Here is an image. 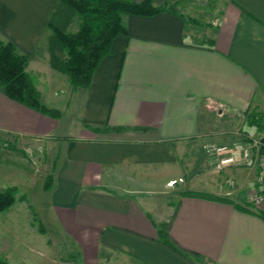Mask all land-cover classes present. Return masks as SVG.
I'll use <instances>...</instances> for the list:
<instances>
[{
  "label": "crops",
  "instance_id": "0c3cea01",
  "mask_svg": "<svg viewBox=\"0 0 264 264\" xmlns=\"http://www.w3.org/2000/svg\"><path fill=\"white\" fill-rule=\"evenodd\" d=\"M214 2L218 16L207 24L175 9L124 17L128 37L112 41L87 89H73L50 64L45 25L57 0H0V41L28 53L25 70L41 103L59 112L40 114L0 87V190L16 188L0 212V260L22 264L32 241L48 252L47 234L55 232L84 264H264V204L248 202L264 192L257 179L264 136L253 140L258 147L232 145L213 126L260 116L252 110L264 105V0ZM250 121L254 134L263 132ZM41 142L43 178L11 157ZM4 158L14 170L4 172ZM153 178L162 184L150 186ZM36 185L45 196L40 207L24 193ZM156 195L163 198L148 199ZM161 230L195 256L164 246Z\"/></svg>",
  "mask_w": 264,
  "mask_h": 264
},
{
  "label": "trees",
  "instance_id": "16d2710c",
  "mask_svg": "<svg viewBox=\"0 0 264 264\" xmlns=\"http://www.w3.org/2000/svg\"><path fill=\"white\" fill-rule=\"evenodd\" d=\"M165 11L173 13L172 8L164 5L154 6L152 0L140 3L131 0H57L45 25L49 33L47 41L50 64L67 76L73 89H87L97 66L110 53L112 41L116 37H128L123 18L149 17ZM187 20L190 21L189 18ZM74 24L76 30L72 31ZM27 60L28 53L19 54L17 45L11 39L0 41V87L6 97L17 104L57 118V110L49 109L41 103L40 94L25 70ZM250 120L252 126L259 132L262 131V116L258 115ZM262 153L264 145L260 144V154ZM50 185L51 179L47 177L44 189L48 191ZM186 195L224 201L204 193L190 192ZM14 200V188L0 190V212L6 211ZM237 208L247 211L244 207ZM159 235L163 245L171 251L182 257L195 256L194 253H187L185 256L178 251L168 242L163 230L159 231ZM0 264L6 263L0 260Z\"/></svg>",
  "mask_w": 264,
  "mask_h": 264
},
{
  "label": "rangeland",
  "instance_id": "374dc122",
  "mask_svg": "<svg viewBox=\"0 0 264 264\" xmlns=\"http://www.w3.org/2000/svg\"><path fill=\"white\" fill-rule=\"evenodd\" d=\"M214 0H168V2L164 5L166 8H172L177 10L183 15L189 16L196 20L199 23L207 24L208 22H211L218 16L217 10H215ZM71 30H76V24H74L71 27ZM44 96V95H43ZM65 94L61 95V97L65 98ZM258 110V111H257ZM259 113L260 116H262V125L264 128V105L260 107L259 109H256L254 112L252 110V113ZM255 115V114H254ZM257 115V114H256ZM69 117V118H68ZM254 116H250V118L247 121H244L243 117L235 115L234 117H228L226 120H216L213 122L214 126V132L224 131L225 134L222 136L224 137L225 142L229 144H242L245 143L247 146L251 144V148L258 147V144L255 143L253 140H257L258 137L264 136V130L260 134H254L255 129L249 128L248 121L253 118ZM65 119L72 118V115L69 114V112L64 113ZM253 135V136H251ZM222 134V133H220ZM253 141V142H252ZM47 144L45 142H41L40 144H37L31 148H25L23 147V150H15L16 154H11V156L16 162V164L20 163L22 161L23 163H26V167L29 170V173L31 175L35 174L40 175L42 173L41 164H43V156L45 155V147ZM12 145H7L3 148H10ZM49 149V148H48ZM51 151H54L51 149ZM220 151V150H219ZM7 160L8 162L4 161ZM11 159H2V167L4 172H8V170H14L15 168L9 166V161ZM50 161V160H49ZM43 176V175H42ZM11 178V177H9ZM38 178V177H37ZM43 178V177H41ZM45 179L43 184H45ZM9 182V181H8ZM148 183H152L150 186H157L161 185L162 182H157L156 179L153 178V180L149 181ZM9 184V183H5ZM24 190V189H23ZM154 191H159L155 190ZM16 188H14V195H15ZM24 193L26 194L27 198L30 200L32 205H38L40 207L41 202L44 201L45 196L39 189V186L36 185L35 187H31L29 190H24ZM163 196L156 195V196H150L148 199H161ZM35 209H38L37 207H34ZM34 226L39 229L41 227L39 220H33ZM50 238L49 246H48V252L40 251L37 249H34L35 246L32 244V242L28 245V248L30 249H23V253H26L27 258L29 259L30 263L27 261L28 259H24L21 256L14 257L16 260L22 261V264H36L34 261H37L39 264H84L82 263V258L80 259V256L77 253V247L72 243V241L63 239V235L59 236L58 233L52 232L50 234H47ZM34 250H37L34 251ZM22 253V252H21ZM23 255V254H22ZM26 260V262H25ZM4 262V261H3Z\"/></svg>",
  "mask_w": 264,
  "mask_h": 264
},
{
  "label": "built area",
  "instance_id": "2783aa9c",
  "mask_svg": "<svg viewBox=\"0 0 264 264\" xmlns=\"http://www.w3.org/2000/svg\"><path fill=\"white\" fill-rule=\"evenodd\" d=\"M3 146H7V144H3ZM232 159H224L221 160V164L229 163ZM258 162H259V174H258V181L259 183L264 182V153L258 155ZM248 202L258 206L264 204V192L263 193H251L248 196Z\"/></svg>",
  "mask_w": 264,
  "mask_h": 264
},
{
  "label": "water",
  "instance_id": "95a60500",
  "mask_svg": "<svg viewBox=\"0 0 264 264\" xmlns=\"http://www.w3.org/2000/svg\"><path fill=\"white\" fill-rule=\"evenodd\" d=\"M260 143H261L262 145H264V138H262V139L260 140Z\"/></svg>",
  "mask_w": 264,
  "mask_h": 264
}]
</instances>
